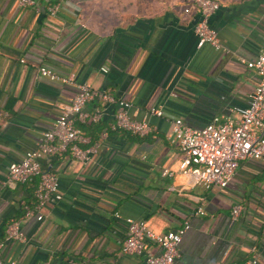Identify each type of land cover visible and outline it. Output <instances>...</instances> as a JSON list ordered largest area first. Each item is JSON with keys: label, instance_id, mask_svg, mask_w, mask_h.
<instances>
[{"label": "crops", "instance_id": "1", "mask_svg": "<svg viewBox=\"0 0 264 264\" xmlns=\"http://www.w3.org/2000/svg\"><path fill=\"white\" fill-rule=\"evenodd\" d=\"M33 1L0 0V239L12 218L25 235L3 242L2 264H145L143 255L119 250L124 217L156 233L187 222L174 264H240L253 255L264 264V159L239 162L225 187L204 188L179 173L182 155L167 139L173 118L199 128L214 116L236 117L234 108L247 104L258 75L242 60L264 46V0H217L209 24L223 50L196 47L190 0H69L55 16L47 13L51 0ZM39 65L124 98L130 117L146 119L151 130H108L114 107L100 105L98 122L77 123L96 144L91 158L42 157L59 198L24 216L37 179L7 182V166L73 93L40 76ZM156 105L162 116L149 113ZM235 203L241 208L232 219Z\"/></svg>", "mask_w": 264, "mask_h": 264}, {"label": "built area", "instance_id": "2", "mask_svg": "<svg viewBox=\"0 0 264 264\" xmlns=\"http://www.w3.org/2000/svg\"><path fill=\"white\" fill-rule=\"evenodd\" d=\"M67 1L69 0H51L47 6L49 16H55L62 4ZM19 4L35 6L33 0H19ZM190 5L197 13L193 25L196 47L209 45L215 50H223L216 30L209 24V17L219 7L218 1L190 0ZM242 61L246 67L256 72L258 81L249 94L247 104L234 108L236 117L225 116L219 119L214 116L199 128L188 126L179 117L169 121L167 139L182 155L179 173L204 188L211 185L225 187L233 178L239 162L264 159V135L259 133L264 126V46L253 59ZM100 69L106 71L105 67ZM37 72L50 81L72 87L73 93L68 100L60 104L59 113L51 126L42 131L33 146L23 151L17 161L7 166L5 175L7 182L24 184L34 178L37 179L33 189L34 199L29 204H22L24 216L37 212L46 203L59 198L57 176L54 171L43 168L42 157L67 153L84 163L91 158L96 144L90 143L77 123L98 122L102 116L100 105L106 103L114 107L113 120L109 123L108 130H121L137 136H144L151 130V125L146 119L130 117L129 101L77 81L73 72L60 74L46 65H39ZM92 102L95 104L88 108L87 105ZM148 110L156 116L163 114L159 105L151 106ZM103 134L105 135L104 131ZM162 173L170 174L166 169ZM240 208L238 203L231 207L232 219L236 218ZM115 216L118 214L115 213ZM123 220L126 232L119 245L122 254L143 255L145 264H174V259L178 255V243L189 227L187 222L175 229L156 233L142 220L131 217H124ZM24 240L25 235L19 220L10 219L3 230V239H0V264L3 242ZM148 243L154 244L156 251L147 250ZM240 264H257V257L253 255Z\"/></svg>", "mask_w": 264, "mask_h": 264}, {"label": "trees", "instance_id": "3", "mask_svg": "<svg viewBox=\"0 0 264 264\" xmlns=\"http://www.w3.org/2000/svg\"><path fill=\"white\" fill-rule=\"evenodd\" d=\"M32 181V180H31ZM28 182H30V181H28ZM28 182H26V183H28ZM25 184V183H24ZM34 186H35V184H34ZM34 186H33V189H34ZM33 189H32V192H31V199H34V196H33Z\"/></svg>", "mask_w": 264, "mask_h": 264}]
</instances>
